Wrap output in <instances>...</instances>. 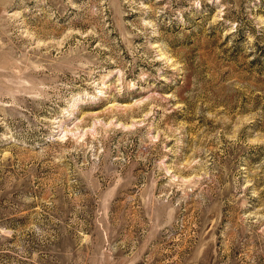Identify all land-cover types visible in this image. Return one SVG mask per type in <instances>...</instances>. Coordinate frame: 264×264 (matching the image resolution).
Listing matches in <instances>:
<instances>
[{
	"label": "rangeland",
	"instance_id": "obj_1",
	"mask_svg": "<svg viewBox=\"0 0 264 264\" xmlns=\"http://www.w3.org/2000/svg\"><path fill=\"white\" fill-rule=\"evenodd\" d=\"M0 264H264V0H0Z\"/></svg>",
	"mask_w": 264,
	"mask_h": 264
}]
</instances>
